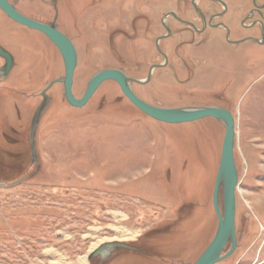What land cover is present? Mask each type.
I'll list each match as a JSON object with an SVG mask.
<instances>
[{
	"label": "rangeland",
	"instance_id": "obj_1",
	"mask_svg": "<svg viewBox=\"0 0 264 264\" xmlns=\"http://www.w3.org/2000/svg\"><path fill=\"white\" fill-rule=\"evenodd\" d=\"M37 1L14 0L27 14L52 20L54 12ZM263 4L264 0L59 4L61 27L78 48L73 81L77 99L100 71L124 68L136 76L134 56L141 44L154 52L156 61L161 60L160 50L173 52L174 44H203L196 54L204 70L189 86L169 79L162 93L156 80L150 87L134 89L152 103L218 107L237 120L238 174L243 189L252 187L242 189L237 201L239 247L218 264H264V24L249 27L264 18L251 13ZM194 9L203 12L209 25L202 35L182 24L191 22L204 31ZM171 13L181 23L172 16L166 19ZM216 13L222 15L217 22L224 29L210 27L209 18ZM0 25V40L17 57L11 78H0V148L7 153L0 152V264H50L47 249L60 253L66 264L75 263L96 242L90 235L97 230L100 238L112 239L114 226L140 232L122 243L147 256L123 253L108 264H195L218 229L212 195L225 128L214 118L177 125L155 121L134 108L114 82L102 85L86 107H71L63 84H56L48 92L51 100L37 130L34 164L30 134L35 111L44 90L64 78V63L37 32L14 23ZM180 54L190 56L183 48ZM174 93L181 95L179 99Z\"/></svg>",
	"mask_w": 264,
	"mask_h": 264
},
{
	"label": "water",
	"instance_id": "obj_2",
	"mask_svg": "<svg viewBox=\"0 0 264 264\" xmlns=\"http://www.w3.org/2000/svg\"><path fill=\"white\" fill-rule=\"evenodd\" d=\"M221 3V2H220ZM195 4V1H194ZM0 9L14 22L25 26L32 30H36L44 34L59 50L64 67L65 76L52 82L49 87L44 90L42 96L43 102L35 111V116L31 128V150L33 155V163L37 164V150H36V136L39 123L48 108L49 98L46 92L56 83H62L65 87V98L71 107L83 108L88 101L93 97L97 89L107 81L116 82L127 99L143 112L148 117L155 121L177 125L197 122L206 118H214L215 120L223 123L225 127V136L222 146L221 161L218 170L214 193L213 205L216 215L218 217V229L216 235L210 245L202 253L195 264H218L229 258L237 248L235 215H236V187L239 186L238 171L234 158V145H235V120L233 115L225 109L218 107H176L164 108L150 105L139 97L132 90V83L138 82L131 79L126 74L119 70L108 69L98 72L90 80L84 97L80 100L73 96L72 87L74 81V73L78 63L77 51L66 35L61 33L56 24H45L20 14L7 0H0ZM167 30L170 33L169 28ZM167 37V36H166ZM0 57L5 60V65L0 69V78H6L13 68V56H11L3 47L0 46ZM220 188L223 191V206H220L219 193ZM231 243V249L228 253L223 255L227 244ZM116 250H127L135 253L144 254L145 252L137 247L127 245L122 242H106L101 244L93 252L88 255V262L93 258L101 257L107 259Z\"/></svg>",
	"mask_w": 264,
	"mask_h": 264
},
{
	"label": "flooded vegetation",
	"instance_id": "obj_3",
	"mask_svg": "<svg viewBox=\"0 0 264 264\" xmlns=\"http://www.w3.org/2000/svg\"><path fill=\"white\" fill-rule=\"evenodd\" d=\"M20 14H22L23 16L27 17V18H30L32 20H35V21H38V22H41V23H45V24H56V28L61 32L63 33L64 35H66L68 37L69 40H71V42L73 43L77 53H78V48H77V44L74 43V40H72V38L70 36H68V34L62 29V25H61V22H60V19H61V7H60V0H47L46 4L43 3V0H38L37 2H41L44 6L48 7L49 10H51V12H54L53 13V18L52 20H42L40 18H37L36 16L32 15V14H27L26 12L22 11L21 7L19 6V3H15L14 0H7ZM45 1V0H44ZM28 5V4H27ZM25 6V5H24ZM67 11H71V9H67ZM194 13L197 15L198 19H200L202 22H203V25L204 28H203V32L198 29V27L191 23V22H183L182 24L188 28V29H192L194 30L195 34H198L199 35H202L206 29L209 27V25L207 24L206 25V16L203 14L202 11H196L195 12V9L193 10ZM252 17L253 16H258V14H262L264 15V4L263 6H261L260 8H257V9H253L252 10ZM173 17L175 18L176 20H178L180 23L181 21L177 18V15L176 14H169L166 16V19L168 17ZM222 18V15L219 14V13H216V14H213L212 16H210L209 20L210 21V27L212 29H224V26L221 25V24H218L219 20H221ZM62 20V19H61ZM217 22V24H213V22ZM5 23H14L18 26H21L22 28H25V26L23 25H20L16 22H14L13 20H11L6 14H4L1 9H0V24H5ZM261 24H264V18L261 20H256L254 22L251 23V25L249 27L251 28H259V26H261ZM3 27V25H0V27ZM26 30H30V31H33V32H37L38 34H40L44 39H46V41H48L50 44H52L54 47L55 45L44 35L42 34L41 32L39 31H36V30H32V29H29V28H25ZM7 33V32H6ZM8 35V33H7ZM169 35H171L170 33L167 35L169 37ZM4 44H7V43H3V41L0 40V46L3 47L11 56H13V68H12V71H14V68H15V64H16V55H15V52L13 51V49L7 47L6 45ZM13 44H17V43H13ZM111 45L113 44H108V46L111 47ZM140 45V44H139ZM142 45L140 46V48L138 47V50H137V53H139L137 56H134V61H135V64H137L136 68H137V71L135 73L136 76H131L130 74L127 73V70H125L124 68H113L114 70H119L121 72H123L124 74H126V76H128L129 78L131 79H135L138 82H133L132 83V90L133 92L136 94L137 97H139L141 100H143L144 102L150 104V105H153V106H156V107H164V108H170L169 105H165L164 103L162 102H156V103H152L151 100H148L147 96L144 92L143 94H138L136 92V90L134 89V86H141V87H144V88H147V87H150L152 85V83L155 81V82H159L161 84V86L159 87V91L162 93V91L167 88V83L169 82L168 80L169 79H172L171 81L172 82H175L177 85L181 86V87H187L189 86V84L191 83L190 81L192 79H194V77L197 79V77L201 76L200 73H202V71L204 70V66L202 65V61L203 59L201 60V56H198L196 54V51L199 50V48L203 45V44H196V43H191V44H174V51L172 52L171 50H168L167 53L164 52L163 50H160V57H161V60L160 61H156L154 60L153 58L155 57V55L153 54L154 52H152L151 54V51L147 52L145 51V49L142 48ZM146 45V44H145ZM56 48V47H55ZM185 49L190 56H183L180 54V49ZM56 50L58 51V53L60 54L59 50L56 48ZM121 52V51H120ZM76 53V54H77ZM122 53V52H121ZM157 53V52H156ZM78 56V54H77ZM60 57L62 59V56L60 54ZM79 58V56H78ZM207 59V58H205ZM210 60V59H209ZM0 61L3 63V65L1 66V68L5 65V60L3 58L0 57ZM63 61V59H62ZM206 62V61H205ZM0 68V69H1ZM65 69V67H64ZM108 70V69H107ZM12 71L9 73V75L6 77L8 79L11 78V74H12ZM158 71H161V73L157 74ZM164 71V72H163ZM76 72V70H75ZM75 75V73H74ZM195 79V80H196ZM174 80V81H173ZM54 82V81H53ZM73 82V81H72ZM107 82H114V81H107ZM105 82V83H107ZM190 82V83H189ZM105 83H103L102 85H104ZM116 83V82H114ZM56 84H62V83H56ZM56 84H54L53 86H55ZM117 84V83H116ZM73 85H74V82H73ZM101 85V86H102ZM118 85V84H117ZM52 86V87H53ZM64 86V84H63ZM101 86L97 89V91L95 92V94L93 95V97L88 101V103L94 98V96L97 94V92L99 91V89L101 88ZM119 86V85H118ZM199 86V85H198ZM197 86V87H198ZM51 87V88H52ZM50 88V89H51ZM65 88V87H64ZM120 88V86H119ZM216 88V87H215ZM49 89V90H50ZM49 90L46 92V95L48 96V92ZM121 92H122V89L120 88ZM188 90V89H187ZM72 92H73V87H72ZM86 93V90L83 94V96L81 97V99L84 97ZM123 93V92H122ZM188 95V92L186 93ZM124 95V93H123ZM142 95H145V96H142ZM185 95V94H184ZM186 95V96H187ZM190 95V94H189ZM73 96H74V92H73ZM125 96V95H124ZM150 96V95H149ZM170 96V95H169ZM174 98L177 96V98L179 99L178 96H181V95H177L176 93H174ZM43 97V96H42ZM75 97V96H74ZM147 97V98H146ZM49 98V103H50V100L51 98L48 96ZM76 98V97H75ZM125 98L127 99V97L125 96ZM77 99V98H76ZM176 99V98H175ZM44 100V97L42 98V102ZM80 100V99H78ZM128 100V99H127ZM67 101V100H66ZM129 101V100H128ZM130 102V101H129ZM68 103V102H67ZM87 103V104H88ZM131 103V102H130ZM69 104V103H68ZM86 104V105H87ZM132 104V103H131ZM133 105V104H132ZM71 106V105H70ZM134 106V105H133ZM203 107V105H177V107ZM86 107V106H84ZM135 108V106H134ZM137 110H139L138 108H136ZM223 109V108H222ZM227 110V109H225ZM140 111V110H139ZM229 111V110H228ZM141 112V111H140ZM234 118L235 120V130H236V137H235V147H234V158L236 159V156H235V150H236V145H237V120L234 116V114L229 111ZM143 113V112H142ZM144 114V113H143ZM145 115V114H144ZM147 116V115H146ZM150 118V117H149ZM152 119V118H151ZM217 121V120H216ZM219 122V121H218ZM223 127V123L219 122ZM40 126V124H39ZM225 128V127H224ZM39 129V128H38ZM5 140L8 139V136L6 135V133H3V136H2ZM17 144H19L17 142ZM1 145V144H0ZM223 146V145H222ZM0 152L4 151L2 148H0ZM36 150H37V136H36ZM30 151L32 153V150H31V137H30ZM198 151V149H197ZM4 154H7L5 151L3 152ZM198 153V152H197ZM222 154V153H221ZM203 155V154H202ZM234 159V160H235ZM32 162H33V155H32ZM235 164H236V168H237V171L239 173V170H238V166H237V160H235ZM220 166V165H219ZM219 170V169H218ZM237 173V174H238ZM218 174V172H217ZM238 177H239V186L236 187V215H235V226H236V237H237V248L235 250V252L237 251L238 247H239V233L237 232L238 230V211H239V202H237L239 200V198L241 197V191L244 187V181L240 179V174H238ZM217 178V176H216ZM215 183H216V180H215ZM3 185L1 184L0 182V187H2ZM250 187H252L251 185H246L245 188L246 190L249 189ZM214 188H215V185H214ZM244 188V189H245ZM220 193H219V201L221 202V195H222V200H223V191H222V188H220ZM243 189V190H244ZM245 190V191H246ZM213 193H214V190H213ZM219 202V203H220ZM244 202V201H243ZM254 202V201H252ZM251 202V203H252ZM222 203V202H221ZM221 203H220V206H221ZM245 204H247L246 202H244ZM256 203V202H255ZM212 204H213V195H212ZM223 206V205H222ZM221 206V207H222ZM213 208H214V205H213ZM215 211V210H214ZM216 213V212H215ZM243 216V214H242ZM241 216V217H242ZM241 227H243V224L240 223V229ZM239 229V230H240ZM230 245L229 249L227 250L228 246ZM231 249V243L227 244V247L223 253V255H225L226 253L229 252V250ZM131 251H127V250H116L115 252H113L111 254V256L107 259H102L101 257H96V258H93L91 261H90V264H95V263H98V264H108L110 262H113L114 260L118 259L119 256L123 253H129ZM234 252V253H235ZM233 253V254H234ZM140 254V253H138ZM232 254V255H233ZM141 255V254H140ZM144 256H147V252H145L144 254H142ZM231 255V256H232ZM227 260V259H226Z\"/></svg>",
	"mask_w": 264,
	"mask_h": 264
},
{
	"label": "bare ground",
	"instance_id": "obj_4",
	"mask_svg": "<svg viewBox=\"0 0 264 264\" xmlns=\"http://www.w3.org/2000/svg\"><path fill=\"white\" fill-rule=\"evenodd\" d=\"M116 216H118V214H116ZM121 217L125 218V216H123V215ZM112 228L115 231V237L112 239H108L106 237H105V239L100 238L99 236H97V233H98L97 230H96V233L94 235H92V236L90 235V237L96 239V242L94 244H92V247L90 249V253L93 252L96 248H98L103 243L113 242V241L124 242V241L134 240L140 235V232L129 230V229H126L124 227L114 226ZM45 253L48 256L52 257V261L50 262V264H66L65 262H63V259H64L63 256L60 253H58L56 250L47 249L45 251ZM88 255H85L83 257H79L75 263H69V264H87L88 263Z\"/></svg>",
	"mask_w": 264,
	"mask_h": 264
}]
</instances>
